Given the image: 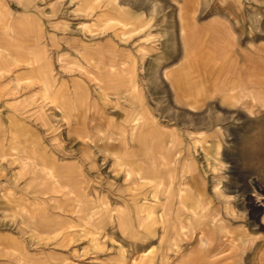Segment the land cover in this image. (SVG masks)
Returning a JSON list of instances; mask_svg holds the SVG:
<instances>
[{"label":"crops","instance_id":"0c3cea01","mask_svg":"<svg viewBox=\"0 0 264 264\" xmlns=\"http://www.w3.org/2000/svg\"><path fill=\"white\" fill-rule=\"evenodd\" d=\"M13 2L16 9L0 0V264H55V258L79 261L110 252L123 264H145L147 256L133 263L130 255L147 252L158 236V194L170 187L169 181L150 175L143 152L109 153L116 181L123 180L115 187L120 195L109 191L102 211L90 207L77 215L76 205L55 182H69L73 171L98 157L85 140L91 136L88 125L100 124L101 106L83 98V90L77 101L70 99L67 81L53 77L51 45L64 42L60 30L68 27L69 18L76 21V58L94 81L102 75V59L118 58L113 50L158 61L157 72L142 68L144 90L150 87L149 76H159L157 82L171 91L174 123L190 129L186 118L205 119L208 127L198 128V136L214 145L204 151L223 166L231 135L244 141L264 133V0H67L66 8L56 2ZM53 12L68 15L53 21L47 15ZM6 28L18 34L9 37ZM78 83L86 86L83 78ZM153 107L163 108V100L157 98ZM52 117L67 126L64 136L47 134L46 125L55 123ZM250 148L237 143L238 155ZM202 152H195L198 159ZM198 163L192 161L193 170H199ZM196 177L176 195L184 209L205 202L206 185L202 176ZM117 198L126 209L121 217ZM141 204L155 206L153 231L141 222L146 215L138 211ZM133 216L139 228L117 229L118 218L127 224ZM202 257L195 252L189 264L204 263Z\"/></svg>","mask_w":264,"mask_h":264},{"label":"rangeland","instance_id":"374dc122","mask_svg":"<svg viewBox=\"0 0 264 264\" xmlns=\"http://www.w3.org/2000/svg\"><path fill=\"white\" fill-rule=\"evenodd\" d=\"M5 1L11 9L17 8L13 0ZM48 2H56L62 8L68 6L67 0H38L43 6ZM11 12L16 13L15 10ZM25 13L28 18L29 11ZM47 15H52L54 21L68 14L64 12L61 16L53 12ZM67 20L68 27L60 30L65 34L64 42L51 45L53 77L67 81L70 99L73 101H77L83 90V98L95 99L101 106L100 124L88 125L91 136L85 140L86 147L95 150L98 157L87 159L84 169L80 167L73 171L74 179L69 182H55L65 189L70 203L76 205L79 211L77 215L82 216L90 207H93L94 213L102 211L105 204H109V191L120 195L115 187L123 180L119 178L116 181L117 175L109 166L110 156L107 154L116 153L115 156H119V151L124 154L132 149L133 154L143 152L146 155L151 176L169 181L170 184V187L162 190L161 195L158 194L160 206L157 214L161 219L158 236L149 244L147 252H133L130 255L133 263L147 256L150 260L145 261V264H189L195 252H202L205 261L202 264H264V133H258L256 139L244 141L231 135L228 150L223 152L225 163L219 165L210 150L204 151L205 147L212 148L214 145L206 144L209 141L201 140L198 136L201 135L198 128H204V125L208 127L206 120L193 117L189 121L186 118V124L194 129L174 123L172 108L168 107L172 99L171 91L166 84L161 86L157 82L161 79L159 76H149L150 87L144 90L143 79L146 77L141 76L142 68L157 72L160 67L158 61L138 58L146 55L139 52L131 54L113 50L111 55L118 58L102 59V75L94 81L93 76L88 75V71L76 58V21ZM5 34L11 37L18 33L6 28ZM165 76L172 81L171 71L165 72ZM78 78L85 79L86 86L79 87ZM157 98L163 100V108L153 107ZM52 115L55 116L54 113ZM52 118L55 123L46 125L47 134L64 136L67 127L65 123ZM250 130L248 132L253 133L252 127ZM238 141L241 145L243 142L251 145L245 155H238ZM65 142L71 147L75 146V141ZM196 151H203L204 156L198 159ZM196 159L199 162L198 171L193 170L192 161ZM197 174L202 176L206 185L201 194L205 202L196 209H184L176 202V195L186 189V182L193 185L195 179H198ZM63 193L64 190L59 195ZM182 195L185 196V192ZM116 202V215L121 217L126 210L125 206L122 207L124 202L119 198ZM259 203L262 205L259 206ZM154 209L155 206L151 205L138 206V211L146 214L141 222L146 223L144 228L147 230L153 231L158 223L153 214ZM82 222L87 223L85 220ZM115 224L118 230L128 224L134 229L140 227V221L135 216L127 224L119 218ZM108 254L112 252L100 257L82 256L79 261L70 259L62 262L58 259L56 262L55 258L54 263L123 264L114 255Z\"/></svg>","mask_w":264,"mask_h":264},{"label":"bare ground","instance_id":"6f19581e","mask_svg":"<svg viewBox=\"0 0 264 264\" xmlns=\"http://www.w3.org/2000/svg\"><path fill=\"white\" fill-rule=\"evenodd\" d=\"M255 204V203H254ZM256 206V205H255ZM204 248V247H203ZM201 262H203V259L201 260Z\"/></svg>","mask_w":264,"mask_h":264}]
</instances>
